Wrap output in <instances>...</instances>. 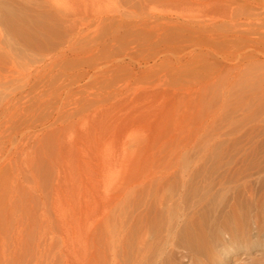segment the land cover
Listing matches in <instances>:
<instances>
[{
  "label": "rangeland",
  "instance_id": "obj_1",
  "mask_svg": "<svg viewBox=\"0 0 264 264\" xmlns=\"http://www.w3.org/2000/svg\"><path fill=\"white\" fill-rule=\"evenodd\" d=\"M238 196L264 220V0H0V264H258Z\"/></svg>",
  "mask_w": 264,
  "mask_h": 264
},
{
  "label": "bare ground",
  "instance_id": "obj_2",
  "mask_svg": "<svg viewBox=\"0 0 264 264\" xmlns=\"http://www.w3.org/2000/svg\"><path fill=\"white\" fill-rule=\"evenodd\" d=\"M133 22V21H132ZM146 24V23H145ZM203 28H205V27H203ZM176 172H178V170H176ZM240 196H238V198H239ZM213 198H215V197H213ZM221 199L223 198V197H220ZM218 196H217V198L214 200V199H212L211 198V202H214V201H216L217 199H220ZM242 198V197H241ZM220 199V200H221ZM243 199V198H242ZM242 199H238L237 200V205L235 206V207H233L231 210H230V212L228 213V220L230 221V226H229V229L230 228H235V229H237V233H235L234 235H235V237H237V236H239V234L240 233H242L243 234V232L244 231H246L247 229H248V227H251V224H252V222H251V220H252V218L254 219V222L255 223H257L258 225H257V228H258V230H257V234H259V233H264L263 232V229H264V220H263V218H262V216L260 217V214L259 215H257V217L259 218H254L255 217V215H254V217L252 216V214H251V212H253L252 211V202L250 203V201L248 200V199H244V200H242ZM224 200V199H223ZM217 201H219V200H217ZM216 201V202H217ZM221 202H224V201H222L221 200ZM220 202V203H221ZM217 204V203H216ZM215 204V205H216ZM219 204V203H218ZM215 205H213L212 203L210 204L209 203V206H207V208H206V211H205V215H209V213L210 214H213L212 212L213 211H215ZM254 210V209H253ZM195 225H197V224H195ZM96 227H97V229H102L103 228V225H102V223L100 222V223H98L97 225H96ZM198 228H201V227H199V226H194V224L193 223H188V224H186L183 228H182V233L181 232H178V234H180V239L182 238L185 242L187 241L189 244H193V243H191V242H193V241H200L201 240V235H200V232H198ZM251 233V232H250ZM246 234H247V232H246ZM132 235H133V237L135 236V235H137L136 233H135V231L133 230L132 231V234L131 235H128V242H130V239H131V237H132ZM233 235V236H234ZM241 235V234H240ZM248 235V234H247ZM232 236V237H233ZM243 236V235H242ZM246 236V235H245ZM244 236V237H245ZM247 238V237H246ZM180 241V240H179ZM178 241V242H179ZM182 241V240H181ZM184 241H182V242H184ZM182 242H179V243H181V245H182ZM187 242H186V244H187ZM195 242V243H196ZM201 242V241H200ZM248 241H246V243H247ZM179 243H178V245H179ZM246 243L244 244V245H246ZM185 243H183V246L184 245H186ZM197 244V243H196ZM180 245V246H181ZM188 245V244H187ZM198 245V244H197ZM195 246V245H194ZM118 247H123V244H120V245H118ZM186 247V246H185ZM204 247H206V246H204ZM264 247V246H263ZM195 248V247H194ZM195 250V249H194ZM188 251V250H187ZM196 251V250H195ZM198 251V250H197ZM192 252V251H191ZM101 264H105V263H101ZM258 264H264V261L263 262H261L260 261V263H258Z\"/></svg>",
  "mask_w": 264,
  "mask_h": 264
}]
</instances>
